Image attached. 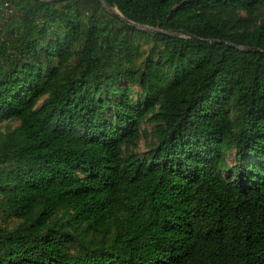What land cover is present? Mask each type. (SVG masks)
Here are the masks:
<instances>
[{"label":"trees","instance_id":"trees-1","mask_svg":"<svg viewBox=\"0 0 264 264\" xmlns=\"http://www.w3.org/2000/svg\"><path fill=\"white\" fill-rule=\"evenodd\" d=\"M103 1L0 0V264H264V0Z\"/></svg>","mask_w":264,"mask_h":264},{"label":"rangeland","instance_id":"rangeland-1","mask_svg":"<svg viewBox=\"0 0 264 264\" xmlns=\"http://www.w3.org/2000/svg\"><path fill=\"white\" fill-rule=\"evenodd\" d=\"M45 1H49V0H45ZM63 1L65 0H57V2H63ZM98 1L100 3V10H98V14L103 15L105 19H111L112 17L117 16L122 22L126 24L124 19L120 16V14L115 8H110L104 3L103 0H98ZM226 14L227 12H223V13L215 14V16L223 18L226 16ZM233 14L237 19L243 22V25L239 30L251 31L255 27H257L262 21H264V7L254 12H251V13H247L244 11H237V12H234ZM83 22H85L86 24H90L92 23V20L90 21L84 20ZM136 29L144 33V35L141 37L142 40L139 42V48L141 51H145V50L148 51L149 44L146 43L144 39L148 38L150 34L167 33V34H173V35H182L180 33L164 32V31L158 30L157 28H149L145 26H143L142 28L136 27ZM132 89L135 93H140L138 88H132ZM16 125H17L16 123L10 124V123L3 122L0 124V131L3 132L8 127L14 128ZM150 132H151V125L148 123L142 124V126L140 127V133H141L140 139L136 143V146L132 148V152H134L137 156L141 158L145 157L147 152L150 150V148L154 147L155 145L154 141L150 137ZM228 160H229L230 166H233L234 165L233 164V152H230L228 154Z\"/></svg>","mask_w":264,"mask_h":264},{"label":"water","instance_id":"water-1","mask_svg":"<svg viewBox=\"0 0 264 264\" xmlns=\"http://www.w3.org/2000/svg\"><path fill=\"white\" fill-rule=\"evenodd\" d=\"M55 1H57V0H55ZM124 21L126 22V24H128L130 26H133L134 28H136V27H141L142 28L143 27V26H139V25L133 24V23L127 21V20H124Z\"/></svg>","mask_w":264,"mask_h":264}]
</instances>
